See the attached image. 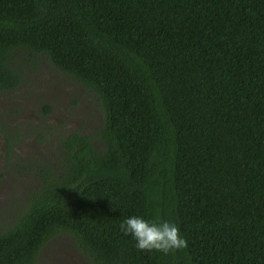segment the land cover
I'll use <instances>...</instances> for the list:
<instances>
[{
  "label": "trees",
  "instance_id": "1",
  "mask_svg": "<svg viewBox=\"0 0 264 264\" xmlns=\"http://www.w3.org/2000/svg\"><path fill=\"white\" fill-rule=\"evenodd\" d=\"M42 56L50 84L95 92V120L0 217V264H41L59 235L91 264H264V0H0V89ZM130 215L187 247L137 251Z\"/></svg>",
  "mask_w": 264,
  "mask_h": 264
},
{
  "label": "flooded vegetation",
  "instance_id": "2",
  "mask_svg": "<svg viewBox=\"0 0 264 264\" xmlns=\"http://www.w3.org/2000/svg\"><path fill=\"white\" fill-rule=\"evenodd\" d=\"M60 78L63 81L66 80L64 76H60ZM72 83L78 85L76 88L80 90V93L75 92V87L69 84L73 88V96L68 98L65 104H63L64 99L63 102L61 100L55 101L56 98H61L62 96L58 92H51L52 96L48 100H41L37 104L34 102L33 97L25 95L22 91L21 94L17 92V87L5 90L0 89V95L6 99V101L0 103V146L2 145L3 147V151L0 154L1 184L2 182H10V179H15L11 177L13 172H16L17 180L23 181L18 172L19 170L25 171L23 176H26L28 169L19 168L24 163L17 165L14 162L10 163L8 160L9 158L13 159L20 152V147L23 148L22 143L25 141L30 143L28 145L32 149L40 144L41 148L38 147L37 149L42 152V161L46 162L47 166L57 169V163L60 161L59 151L55 153L52 161L47 160V158L56 151L60 136L81 128L83 125L84 127L81 131L90 128V125L95 120L94 112L97 108L98 99L95 92L90 88L84 89L79 82ZM65 95L69 97L67 92H65ZM44 103L50 107L49 110L42 108ZM33 105L35 110L32 108ZM55 110L56 114L54 113ZM51 120L53 121L52 123ZM22 161H25V158H22ZM3 164L6 168L4 171L2 170ZM10 164L14 165L15 168L10 166ZM36 169H38L37 166ZM25 181L30 182V179Z\"/></svg>",
  "mask_w": 264,
  "mask_h": 264
},
{
  "label": "rangeland",
  "instance_id": "3",
  "mask_svg": "<svg viewBox=\"0 0 264 264\" xmlns=\"http://www.w3.org/2000/svg\"><path fill=\"white\" fill-rule=\"evenodd\" d=\"M26 53L25 50L22 54L23 57L27 55ZM41 58L42 60H40V64L34 68L32 65L26 63V61H23L20 57H15L11 60V62L13 64L15 63L17 68L22 69L23 73L26 75L25 81L17 87V92L21 94L22 91L25 95L33 97L34 102L37 104H39L41 100H48L52 96V87H55L58 94H62V96L60 95L61 98H56L55 101L61 100L63 102L64 99L63 104L66 103L68 98L73 96V88L70 85L75 87V92L80 93V90L76 88L78 85L73 84L68 79L63 81L60 78V74L56 76L55 86L50 84V81L52 80L51 74L57 71V69L53 66H47V62L43 56ZM82 87L84 89L86 88L85 86ZM65 92L68 93L69 97L65 95ZM3 101H6V99L0 95V103H3ZM32 108L35 110L34 105ZM54 113L56 114V110ZM52 122L53 121L51 120V123ZM28 144H30L28 141L22 143L23 148L20 147V152L13 157V162L15 164L20 165L24 163V165H21L19 168L28 169L26 176H23V172L25 171H18L21 180L23 179V181L17 180L16 177L18 176L16 172H13L11 177L15 179H10V182L7 181L6 183H0V217L3 216L5 219L11 217L14 212L19 211L24 207L26 196H29L30 194L33 195L41 184L42 174L40 173V168L46 165V162L42 161V152L37 149L38 147L41 148V146L40 144L37 146L32 144L36 146L32 149L29 148ZM2 151L3 147L1 145L0 154ZM57 151L56 148V151L51 153L47 160L52 161ZM22 158H25V161H22ZM4 164L2 165L3 171L6 169ZM10 166L15 168L12 164H10ZM36 166L38 169H36ZM10 171H12V169H10ZM26 179H30V182L25 181ZM43 250L44 251L41 252L39 256L40 262L42 261L41 264H91L78 252L73 240L68 235L54 236L49 239Z\"/></svg>",
  "mask_w": 264,
  "mask_h": 264
},
{
  "label": "clouds",
  "instance_id": "4",
  "mask_svg": "<svg viewBox=\"0 0 264 264\" xmlns=\"http://www.w3.org/2000/svg\"><path fill=\"white\" fill-rule=\"evenodd\" d=\"M118 227L122 235L131 238L133 246L140 252L167 255L187 247V241L176 224L166 219L152 220L140 215H130Z\"/></svg>",
  "mask_w": 264,
  "mask_h": 264
}]
</instances>
